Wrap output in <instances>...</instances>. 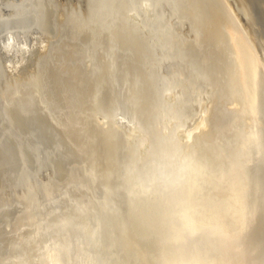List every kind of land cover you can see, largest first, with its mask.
Masks as SVG:
<instances>
[{
    "label": "bare ground",
    "instance_id": "1",
    "mask_svg": "<svg viewBox=\"0 0 264 264\" xmlns=\"http://www.w3.org/2000/svg\"><path fill=\"white\" fill-rule=\"evenodd\" d=\"M0 264H264V0H0Z\"/></svg>",
    "mask_w": 264,
    "mask_h": 264
}]
</instances>
